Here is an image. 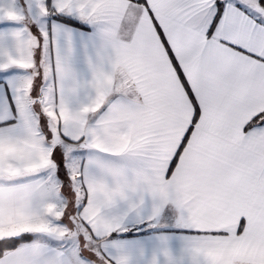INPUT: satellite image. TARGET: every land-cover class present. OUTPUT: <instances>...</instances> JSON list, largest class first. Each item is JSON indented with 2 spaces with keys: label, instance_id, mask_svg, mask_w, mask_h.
<instances>
[{
  "label": "snow or ice",
  "instance_id": "6c2138e0",
  "mask_svg": "<svg viewBox=\"0 0 264 264\" xmlns=\"http://www.w3.org/2000/svg\"><path fill=\"white\" fill-rule=\"evenodd\" d=\"M0 264H264V0H0Z\"/></svg>",
  "mask_w": 264,
  "mask_h": 264
}]
</instances>
